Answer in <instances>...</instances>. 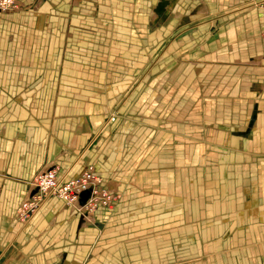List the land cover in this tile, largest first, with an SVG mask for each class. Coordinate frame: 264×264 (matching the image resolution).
Returning <instances> with one entry per match:
<instances>
[{
	"label": "crops",
	"instance_id": "0c3cea01",
	"mask_svg": "<svg viewBox=\"0 0 264 264\" xmlns=\"http://www.w3.org/2000/svg\"><path fill=\"white\" fill-rule=\"evenodd\" d=\"M225 1L234 3L227 15H241L226 46L264 50V10L251 9L264 0ZM259 58L233 52L209 62L225 103L207 105L205 84L196 83L200 130L186 131L188 118L182 133L132 124L105 138L94 135L99 119L91 114L72 134L56 135L0 118V264H264V64H247ZM34 161L57 164L65 182L92 167L117 195L116 206L83 224V216L50 197L22 227L18 208L31 194Z\"/></svg>",
	"mask_w": 264,
	"mask_h": 264
},
{
	"label": "rangeland",
	"instance_id": "374dc122",
	"mask_svg": "<svg viewBox=\"0 0 264 264\" xmlns=\"http://www.w3.org/2000/svg\"><path fill=\"white\" fill-rule=\"evenodd\" d=\"M162 1L21 0L17 10L0 12V74L25 70L27 75L0 76V118L17 117L34 127L41 124L56 135L58 131L72 134L91 114L99 119L94 135L105 138L124 125L130 131L132 124L182 133L188 118L191 123L184 125L186 131L199 128L197 82L205 84L207 105L225 103V97L213 89L218 85H214L216 74L209 62L233 52L264 55V50L258 45L237 51L242 47L226 46L227 35L233 37L232 23L241 17L226 14L234 7L230 1L167 0L166 9L159 14L156 8ZM258 8L263 9L261 3L251 5L254 11ZM259 59L247 64L259 68L264 64ZM13 101L26 105L18 110L15 104L9 105ZM184 106L189 113L186 109L181 113ZM36 154L34 160L40 158ZM47 166L35 163L28 182L31 191L39 186L45 170L58 171V184L72 183L83 175L90 179L89 186L77 189L81 191L69 204L84 214L83 224L93 223L89 218L99 209L116 206L117 195L92 167L65 182V172L57 164ZM42 198L35 202L38 207L22 209L27 199L21 203L22 227L42 208L46 201Z\"/></svg>",
	"mask_w": 264,
	"mask_h": 264
},
{
	"label": "built area",
	"instance_id": "2783aa9c",
	"mask_svg": "<svg viewBox=\"0 0 264 264\" xmlns=\"http://www.w3.org/2000/svg\"><path fill=\"white\" fill-rule=\"evenodd\" d=\"M20 5H21V0H0V12H10L12 10H17ZM261 7L264 9V1L261 3ZM262 37L264 39V32L262 34ZM57 172L58 171H56L55 169L53 171H49V172L45 170V173L41 175L42 178H41V183L39 184V186L42 187V189L44 191L42 199L46 200V198H48V197L61 199L65 203V205H67V207H69L73 211H76L80 215V217H82V216L85 217L84 214L81 213V211L78 208L74 209L73 207H71L72 205H69L72 202H74L76 199V195L75 196H72V195L77 194V193L74 190L71 191L68 189L69 186L71 185L70 184L71 182H69L68 184H61V183L58 184ZM76 178L77 177H74V179H76ZM48 188H53V190L50 191V190H48ZM55 188H56V190H55ZM90 188H92V187H90ZM63 192H64V195H66L68 197V200L62 198ZM72 200H74V201H72ZM39 201H41V199ZM29 205H28V208L34 204L32 203L30 206ZM34 206H36V205H34ZM36 207H38V206H36ZM25 209H27V208H25Z\"/></svg>",
	"mask_w": 264,
	"mask_h": 264
},
{
	"label": "bare ground",
	"instance_id": "6f19581e",
	"mask_svg": "<svg viewBox=\"0 0 264 264\" xmlns=\"http://www.w3.org/2000/svg\"><path fill=\"white\" fill-rule=\"evenodd\" d=\"M168 4V1L167 0H164V1H162L161 2V4L156 8V12L157 13H159V14H161L166 8H165V6ZM54 170V169H53ZM53 170H49V171H53ZM48 171V172H49ZM91 178V177H90ZM90 180V179H89ZM89 180L88 179H86V177L83 175L80 179H77V180H74L72 183H70L71 185L69 186V190H71V191H77V189H80L81 187H83V188H87L88 186H89V184H90V182H89ZM82 188V189H83ZM48 190H53V188H48ZM55 190H56V188H55ZM79 191H81V190H79ZM78 191V192H79ZM78 192H76V193H78ZM43 194H44V191H43V189H42V187H40V186H36L32 191H31V195H30V197H29V199H27L26 200V202L23 204V205H21L20 207L22 208V209H25V208H28V205L30 204H34L35 205V202L36 201H38L39 200V198H41L42 196H43ZM63 194V196H62V198H64V199H67L68 200V197L66 196V195H64V192L62 193ZM35 195V196H34ZM76 194H73L72 196H75ZM72 201H74V200H72ZM70 203V202H69ZM73 203V202H72ZM71 203V204H72ZM38 206V205H37ZM35 213V212H34Z\"/></svg>",
	"mask_w": 264,
	"mask_h": 264
},
{
	"label": "water",
	"instance_id": "95a60500",
	"mask_svg": "<svg viewBox=\"0 0 264 264\" xmlns=\"http://www.w3.org/2000/svg\"><path fill=\"white\" fill-rule=\"evenodd\" d=\"M80 171H81V170L79 169V171L77 172V174H78ZM77 174H76V175H77ZM76 175H75V177H77ZM79 218H81V217L79 216ZM81 221H82V220H81Z\"/></svg>",
	"mask_w": 264,
	"mask_h": 264
}]
</instances>
